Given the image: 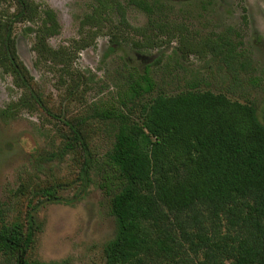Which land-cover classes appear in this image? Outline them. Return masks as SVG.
Instances as JSON below:
<instances>
[{
	"label": "trees",
	"instance_id": "16d2710c",
	"mask_svg": "<svg viewBox=\"0 0 264 264\" xmlns=\"http://www.w3.org/2000/svg\"><path fill=\"white\" fill-rule=\"evenodd\" d=\"M16 2L14 17L35 23L25 31L35 34L37 56L58 58L60 51L47 41L60 29L54 10L31 0ZM127 4L146 14L145 25L127 22ZM161 7L158 0H93L82 24L98 31L102 19L115 13L114 44L150 48L180 31ZM11 31L0 19V68L31 96V76ZM117 87L91 109L113 129L108 146L97 155L73 124L64 146L81 152L83 179L91 167L97 169L98 186L109 196L116 229L104 245V264H264V123L254 103L194 83L149 96L156 87L151 65L127 68ZM15 104L29 105V99ZM37 193L39 200L57 199L51 187ZM38 208L32 205L24 220H10L0 204L1 264H61L28 257L42 228Z\"/></svg>",
	"mask_w": 264,
	"mask_h": 264
},
{
	"label": "rangeland",
	"instance_id": "374dc122",
	"mask_svg": "<svg viewBox=\"0 0 264 264\" xmlns=\"http://www.w3.org/2000/svg\"><path fill=\"white\" fill-rule=\"evenodd\" d=\"M31 1L54 10L60 29L47 41L60 53L55 60L39 58L34 32L25 31L35 23L14 17L16 0H0V19L11 27L34 91L30 96L0 68V204L9 209L10 220H24L26 211L39 205L42 228L28 251L30 259L104 264L103 248L114 235L115 219L108 194L98 186L97 169L91 167L83 179L81 152L64 148L68 125H79L91 149L101 153L113 129L91 109L115 95L127 68L141 71L145 65H151L156 82L149 96L194 83L253 102L264 123V0H158L161 15L177 25L179 34L161 36L153 47L139 50L129 41L114 44L115 13L102 19L98 31L82 24L93 0ZM127 5V22L145 25L146 14ZM226 48L233 58L226 57ZM22 97L29 105L15 104ZM8 105L12 109L5 114ZM44 187H51L57 199L39 200L37 191Z\"/></svg>",
	"mask_w": 264,
	"mask_h": 264
}]
</instances>
